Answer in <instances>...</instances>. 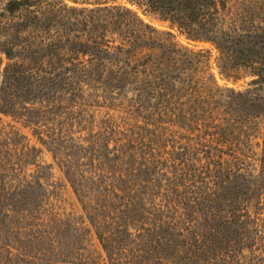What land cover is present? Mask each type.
I'll return each mask as SVG.
<instances>
[{
	"label": "trees",
	"instance_id": "1",
	"mask_svg": "<svg viewBox=\"0 0 264 264\" xmlns=\"http://www.w3.org/2000/svg\"><path fill=\"white\" fill-rule=\"evenodd\" d=\"M170 30L247 87L197 80ZM129 92L135 120L88 112ZM0 115L51 154L85 225L61 212L40 148L0 122V264H85L90 232L106 264H264V148L253 166L244 140L264 120V0H8Z\"/></svg>",
	"mask_w": 264,
	"mask_h": 264
},
{
	"label": "rangeland",
	"instance_id": "2",
	"mask_svg": "<svg viewBox=\"0 0 264 264\" xmlns=\"http://www.w3.org/2000/svg\"><path fill=\"white\" fill-rule=\"evenodd\" d=\"M8 0H0V11H2ZM140 17L144 22L154 27L159 32L168 31V22L161 20L158 16L153 14H143L138 11ZM175 35V40L188 49L195 51L194 54V71H196L195 78L199 81H205L207 85L216 88H234L236 90H242L247 87V82L250 79L249 76L241 75L234 76L233 73L227 75L219 68L218 61L216 59L217 52L214 47L208 42H196L187 40L184 36L178 34L175 30H170ZM199 53V54H197ZM130 92L127 96H91L97 103H93L88 107V112L93 114L96 121L102 118L103 115H110L115 119L121 117L130 118L135 120L136 117V102L133 96H130ZM188 96H176L177 101L186 103ZM218 97V96H214ZM163 96H153L151 102H147L143 108V114H152L155 112V105L161 106V100ZM0 122H9L15 127L21 129L26 135V140L30 144H33L40 148L39 162L41 164L50 165V173L45 177V181L48 183V187L56 191L59 199V206L61 212L66 215L73 216L75 224L83 228L84 223L81 222L79 216L81 214L78 202L68 185L66 179L63 176L62 171L54 163L51 154L43 147L36 138L31 134V131L22 128L20 124L11 120V118L0 115ZM244 140L248 147V153L250 155L251 163L257 166L255 158L260 155L262 148H264V120L258 118L255 124L247 128L244 132ZM255 154V155H254ZM86 239V248L84 250L83 262L85 264H106L104 259V253L92 232L88 233Z\"/></svg>",
	"mask_w": 264,
	"mask_h": 264
}]
</instances>
